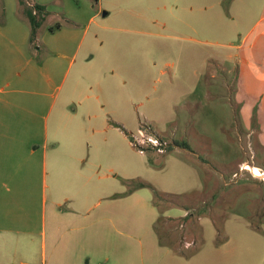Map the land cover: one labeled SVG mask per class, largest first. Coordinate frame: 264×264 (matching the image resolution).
<instances>
[{"label":"rangeland","instance_id":"1","mask_svg":"<svg viewBox=\"0 0 264 264\" xmlns=\"http://www.w3.org/2000/svg\"><path fill=\"white\" fill-rule=\"evenodd\" d=\"M89 3L96 16L90 23L80 18L81 34L88 28L75 65L88 64L80 76L95 107L88 111L81 103L77 112L71 105L66 111L85 129V161L78 169L92 177L72 188L67 163L57 176L49 167L53 195L76 190L72 202L85 201L89 218L119 206L125 234L114 264H264V175L243 168L264 173V0ZM34 4L49 11L37 18L26 48L40 61L45 45L56 43L52 32L69 24L66 16L77 3L0 0V21L16 16L29 25L24 15ZM42 100L33 97L40 108ZM145 138L163 141V152L142 143ZM126 179L150 183L159 204L150 188L128 192ZM91 244L103 255V242L101 249ZM37 246L33 255L40 264ZM14 248L0 242V264H18Z\"/></svg>","mask_w":264,"mask_h":264},{"label":"crops","instance_id":"2","mask_svg":"<svg viewBox=\"0 0 264 264\" xmlns=\"http://www.w3.org/2000/svg\"><path fill=\"white\" fill-rule=\"evenodd\" d=\"M76 3L77 9L71 6L73 10L66 16L69 24L52 30L58 36L56 43L45 45L46 58L40 61L26 50L32 35L30 21L27 25L16 16L0 21V242L3 247L15 245L13 254L18 264H37L33 249L39 244L40 264H114L115 248L120 252L123 248L125 226L121 213L119 218V206H109L103 216L89 218L83 215L85 201L72 202L76 190H68L59 199L53 195L54 189L50 190L48 168L57 176L64 162L72 170L68 187L75 188L81 177L85 183L92 177L78 169V164L85 161L80 150L85 129L79 120L73 124L71 118L67 119L66 111L71 105L77 112L81 103L88 111L95 107L94 96L83 91L80 76L88 64L80 61L75 65V59L88 28L86 25L81 34L80 18L83 15L90 23L96 13L89 0ZM40 6L44 10L37 16L42 19L49 11ZM31 13H36L35 8ZM71 68L73 74L61 93ZM18 82L20 88L15 89ZM51 85H55V92L43 90ZM34 96L43 99L41 108L33 102ZM64 202L68 206H63ZM71 212L78 215L61 217ZM92 242L99 249L103 242V255L92 249ZM89 245L90 252L75 248Z\"/></svg>","mask_w":264,"mask_h":264},{"label":"trees","instance_id":"3","mask_svg":"<svg viewBox=\"0 0 264 264\" xmlns=\"http://www.w3.org/2000/svg\"><path fill=\"white\" fill-rule=\"evenodd\" d=\"M34 8L36 10V13L32 14H28V18H29V21L32 25V37H35L36 35V32H37V29L39 27V20L37 19L38 16H37V13L41 12L44 10V8L40 5H37V4H34ZM39 15V14H38ZM59 25L56 26V28H58ZM52 31V28L50 29ZM119 127V126H118ZM129 139L131 142H133V137L132 136H129ZM180 146H183V147H187L186 144H183V143H176ZM148 151V149H146ZM150 150V149H149ZM123 183L124 185H126L128 187V192L131 191V190H134V189H138V188H150L152 189L153 193H154V197H153V202L155 205H158V201L160 200L159 199V193L155 190V188L148 182H145V181H135L133 179L129 180V179H126V180H123Z\"/></svg>","mask_w":264,"mask_h":264},{"label":"built area","instance_id":"4","mask_svg":"<svg viewBox=\"0 0 264 264\" xmlns=\"http://www.w3.org/2000/svg\"><path fill=\"white\" fill-rule=\"evenodd\" d=\"M139 136H144V135L141 132H139ZM145 142L149 146H152L155 151L157 150L160 153L163 152L165 144L160 139H158V138H148V139H146L145 138V140L142 143H145Z\"/></svg>","mask_w":264,"mask_h":264},{"label":"bare ground","instance_id":"5","mask_svg":"<svg viewBox=\"0 0 264 264\" xmlns=\"http://www.w3.org/2000/svg\"><path fill=\"white\" fill-rule=\"evenodd\" d=\"M243 168H244V169H247V170H250L251 173H252L254 176H256V177H262V176L264 175V173H261V171H260L257 167H255V166H249V165L245 164V165L243 166Z\"/></svg>","mask_w":264,"mask_h":264}]
</instances>
